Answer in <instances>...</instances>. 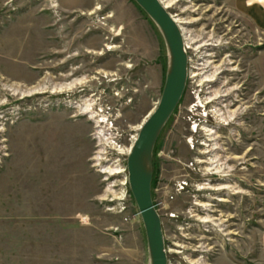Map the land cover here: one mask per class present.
I'll list each match as a JSON object with an SVG mask.
<instances>
[{"label":"rangeland","instance_id":"obj_1","mask_svg":"<svg viewBox=\"0 0 264 264\" xmlns=\"http://www.w3.org/2000/svg\"><path fill=\"white\" fill-rule=\"evenodd\" d=\"M164 1L200 73L153 153L169 264H264V27L242 0ZM169 63L135 0H0V264L151 263L128 150Z\"/></svg>","mask_w":264,"mask_h":264},{"label":"water","instance_id":"obj_2","mask_svg":"<svg viewBox=\"0 0 264 264\" xmlns=\"http://www.w3.org/2000/svg\"><path fill=\"white\" fill-rule=\"evenodd\" d=\"M135 1L162 32L170 63L161 98L142 125L128 156V179L145 226L150 264H169L162 219L153 201V153L163 127L183 97L189 78V56L182 29L162 1Z\"/></svg>","mask_w":264,"mask_h":264},{"label":"crops","instance_id":"obj_3","mask_svg":"<svg viewBox=\"0 0 264 264\" xmlns=\"http://www.w3.org/2000/svg\"><path fill=\"white\" fill-rule=\"evenodd\" d=\"M247 1L248 0H242V2L239 1L240 5L238 6V8H240V10L245 15H247L249 18L254 20L257 24L264 27V0H254L252 4ZM259 242H260V253L264 260V225H263V230L260 234Z\"/></svg>","mask_w":264,"mask_h":264},{"label":"bare ground","instance_id":"obj_4","mask_svg":"<svg viewBox=\"0 0 264 264\" xmlns=\"http://www.w3.org/2000/svg\"><path fill=\"white\" fill-rule=\"evenodd\" d=\"M164 3V6L166 7V8H168L170 5L167 3V2H165L164 0H162ZM174 17V19L177 21V23H182L183 21L180 19V18H177L175 15L173 16ZM180 25V24H179ZM180 27H181V29H182V32H183V35H184V37H185V43H186V45L188 44L189 45V43H188V37H187V32L185 31L186 29L183 27V26H181L180 25ZM193 40V39H192ZM187 45V47H189ZM200 73L199 72H195V74H192V77L193 76H198ZM212 80H214L213 78H207L206 79V81H212ZM83 82H85V80L84 79H77L74 83H76V84H80V83H83ZM74 83L72 84V85H70V86H65L64 88H60V90H63V89H71L73 86H75L74 85ZM210 100V99H209ZM212 100V99H211ZM86 107V106H85ZM86 111L87 112H89V106H87L86 107ZM216 112H215V114L217 115V114H219V110L217 111V110H215ZM152 113V112H151ZM149 117V116H148ZM147 119V118H146ZM146 119H145V121H146ZM104 122V120H100L99 122ZM144 121V122H145ZM144 122H142V124L139 126V128H142V125L144 124ZM208 131H209V129H208ZM133 146V145H132ZM131 149H132V147H130L129 148V152L131 151ZM130 154V153H129ZM119 171H116L115 173H118Z\"/></svg>","mask_w":264,"mask_h":264},{"label":"flooded vegetation","instance_id":"obj_5","mask_svg":"<svg viewBox=\"0 0 264 264\" xmlns=\"http://www.w3.org/2000/svg\"><path fill=\"white\" fill-rule=\"evenodd\" d=\"M199 101H200V100H197V101H195L196 103H193V104H195V106H198V107H199V106H200V105H199V103H200ZM205 102H206V101H205ZM206 103H208V102H206ZM206 103H205V104L203 103V105L200 106L201 108L203 107V109H202L201 112H202V113L205 112V116H204L205 119H204L203 121H204V124H205L207 127L212 126L213 129H214L216 126L214 127V125L208 123V120H207V119H208V106H209L208 104H209V103H208L207 105H206ZM218 103H219V102H218ZM212 106H214V105H212ZM209 111H211V109H210ZM209 114H210V113H209ZM199 120H201V119H199ZM191 121H192V119H191ZM190 126H191V124H190ZM203 127H205V126H202V128H203ZM214 132H215V129H214ZM207 139H208V141H211L210 138H207ZM202 144H204V143H202ZM207 144L210 145V143H207ZM204 145H205V144H204Z\"/></svg>","mask_w":264,"mask_h":264},{"label":"built area","instance_id":"obj_6","mask_svg":"<svg viewBox=\"0 0 264 264\" xmlns=\"http://www.w3.org/2000/svg\"><path fill=\"white\" fill-rule=\"evenodd\" d=\"M191 74H192V73H191V68H190V69H189V76H190V77H191Z\"/></svg>","mask_w":264,"mask_h":264}]
</instances>
